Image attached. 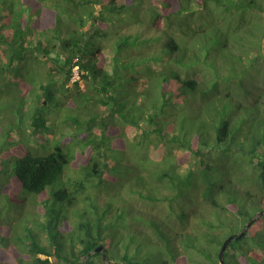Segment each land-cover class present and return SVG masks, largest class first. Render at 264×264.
Here are the masks:
<instances>
[{
	"label": "trees",
	"instance_id": "1",
	"mask_svg": "<svg viewBox=\"0 0 264 264\" xmlns=\"http://www.w3.org/2000/svg\"><path fill=\"white\" fill-rule=\"evenodd\" d=\"M6 1H0V5L2 6ZM60 1L55 6H65V11L70 9L74 13L81 14L82 7L89 9L85 18L82 14L80 15L79 26H74L77 30L69 31L68 29L72 27L68 22H66V28L57 29L58 13L44 8L42 0H23L22 5L28 4L30 9L24 7L27 12L16 11V15L13 16L16 17V21L12 20L13 17L2 18L4 13L10 15L9 9L7 12L4 10V13L0 15V64H2L0 74H3L2 71L5 68L7 69L4 74L14 72L19 76H23V71L32 66L39 65L38 67L45 68L40 72L44 80L36 79L37 93L29 120L21 118L18 124H15L16 119L11 113L6 117L3 129L0 131V203L2 208H5V213L8 212L10 215L6 221H0V264H10L7 261L11 259L12 263L14 258L16 264H81L87 254L98 246L103 247L106 260L103 259L102 253H94L85 264H152L153 261L148 252L153 251H148L141 257H135L134 250L141 251V248L136 246L137 243L132 241L133 236L137 234L142 236V242H149L153 247L155 245L158 247L159 264H219L218 253L223 242L215 235L216 231L221 234V226L233 229L243 220L248 222L253 217L250 215L249 207L264 211V90L251 101H241L242 97L248 99L250 98L248 96H251L245 87L246 83L249 84V80L245 76L241 80L238 79L237 85L233 86V91L226 86V81L233 76V70L226 71L230 62L221 61L223 53H220L223 48H234V56L243 62V56L249 50H247V43L242 42L244 31H246L242 26L258 21L261 29V45L260 52L257 54L264 59V0ZM134 4L139 5L138 21L130 19V22H123L127 13L123 10L124 6ZM33 17H35L33 25H30L29 22ZM225 17L241 24L238 35L233 38L228 33L220 32L215 28H213L215 32L209 29L211 26L222 23ZM70 19L73 20L74 17L71 16ZM61 21L60 18L59 23ZM136 22L149 29H160L162 24L167 26L169 30H165L164 35L167 38L163 45L167 63L158 72L154 71L151 65L139 66L137 72L130 78L137 82L143 76L161 77L162 97L157 96V101L164 113L173 109L177 112L181 111L173 107L175 104H172L171 100L175 103H184L186 106L193 100H199L200 110L204 108V104L206 108H210L212 111L210 116L214 118L212 115L214 114L220 118L215 126L209 121L213 128L216 127V130H213L214 146H222L228 152L236 150L242 153L252 142L250 145L253 148L252 152L258 154L256 160L241 159L238 165L235 164L232 167L237 182L244 183L243 189L225 175V171L215 169L216 155L209 159H207L209 156H205L197 160L189 171L182 174L183 177L193 175L198 178L196 188L199 192L196 197L202 201L198 209L196 207H187L184 210L171 208L172 216L166 215V211L161 215L157 213L151 216L133 209L132 204H125L122 195L124 187L121 186V184L125 186V182L128 183V190L138 198L158 202L168 201V195L162 189L158 198L149 195L148 191L154 186L156 189L158 187V190L160 187L145 175L135 176L134 174L130 179L123 178L119 173L115 174L110 151L115 147L112 145L113 142H120L124 136L122 131L125 128L112 119L105 120V118L118 115L119 108L116 106L107 108L103 115L89 113L85 115V118L74 117L72 120L65 117L62 128H72L75 135L79 131L85 134L81 141H85L88 147L82 151L76 148L71 155H68L64 152L63 145L46 149L48 144L39 141L41 130L48 128L47 116L54 113L56 108L64 109L65 103L60 105V100L68 97L66 93L69 92V87L65 86L72 79L75 66L78 67L79 78L70 84L76 93L73 97L70 91V100H83L86 97V101L100 102L102 106L110 103L114 96L105 91L111 88L116 95L119 90L118 84H122L123 81L116 82L113 79L114 69L111 72L106 70L104 50L112 41L109 30L116 33L123 32L127 25H136ZM87 23L91 24L86 30L84 26ZM33 29H36V32L32 33ZM23 30L30 31L28 36L31 39L29 50L24 54L21 51L16 52L19 48L25 50V41L21 36ZM97 37L103 41L95 45L94 39ZM18 39L20 40L17 45ZM197 72H201L202 80L192 79L191 75ZM14 77L9 81L14 82L17 78ZM14 83L16 85L21 83L23 92L27 89L28 84L22 77ZM81 84L92 89H89L90 92L88 89L80 91ZM260 87L264 88V84L262 86L258 82L256 90L258 91ZM223 89L226 90L222 91ZM167 95L171 100L168 102L166 98L163 102ZM207 95L209 100L204 103L203 98ZM97 96L100 98L97 99ZM73 101H70L69 106L73 104ZM201 101L204 103L203 108ZM169 103L170 106L167 107ZM191 106L192 104L188 107ZM250 106L253 108L250 109ZM80 111L83 114L85 111L92 112L88 106L80 108ZM165 117L159 120L161 123L159 128L151 127L147 123L139 125L140 130H152L156 134L158 142L155 144L153 140L152 143L155 146L154 151H150L151 156L170 157L171 160L172 149L165 145L169 142H174L179 149L187 150L197 156L201 150L196 141L188 140L184 146L177 138H168L164 135L171 130L177 133L180 128L177 123L171 124L172 121L169 118L165 123ZM123 120L127 121V117ZM14 126L17 127V133L14 132ZM8 127L9 130H7ZM208 131L205 137L199 138L200 142L211 139ZM2 138L3 141H1ZM199 161H202V165L205 161L206 166L198 169ZM79 162L83 163L82 170L85 177L82 184L87 191V195L83 198L84 205L80 208L77 207L76 197L84 193V190L75 195L80 188L72 191L63 180L65 169ZM173 165L174 169L169 170L168 173L174 177L170 176L168 186L175 189L181 184L185 185L188 177L180 178L178 165L175 163ZM204 171H208V174L206 175ZM175 172H178L180 177H176ZM200 176L203 178L201 179ZM160 178L162 179V176ZM7 182L16 185L19 191L15 192V188L9 187L8 192H4ZM227 189L232 191L229 193ZM22 191L35 196L43 195L42 208L34 203L29 205L24 196L20 195ZM94 192L97 194L89 195ZM109 192L112 195L108 198L100 197L103 193L109 195ZM179 194L182 195L180 189L174 199ZM221 195L231 197L232 203L231 205L229 203L231 212L218 201ZM189 196V194L185 195V198ZM3 200L4 203H2ZM24 206L26 210L31 208V211L37 209L42 212L43 222L36 221L35 215L30 217L24 210ZM201 207L206 210L212 208L221 211L224 215L222 219L226 218L232 225L229 223L222 225V219L219 220L208 213L210 218L206 217ZM71 208H75L74 213L79 216L73 223L70 222ZM12 210H14L13 214H11ZM63 211L69 213L67 216L69 220H65L66 216L61 219ZM5 213L0 212L1 218ZM33 213L35 214V211ZM127 215L131 218L138 217L143 223L132 224L127 221L123 223L125 217L122 216ZM201 221L204 225L209 224V229L212 233L214 232L208 240L209 245H212V252L205 253L207 259L202 262H191L185 257V260L180 261V256L183 257L184 254L177 250L176 243H181L185 250L183 253L191 254L192 257H194L193 254H201L203 247L193 239L197 238V234L203 233L198 228ZM143 224L148 226L150 233L143 229ZM226 257L227 262L224 264H264V215L247 229L242 238L228 244L223 259Z\"/></svg>",
	"mask_w": 264,
	"mask_h": 264
},
{
	"label": "rangeland",
	"instance_id": "2",
	"mask_svg": "<svg viewBox=\"0 0 264 264\" xmlns=\"http://www.w3.org/2000/svg\"><path fill=\"white\" fill-rule=\"evenodd\" d=\"M2 2V0H0ZM6 1V0H5ZM61 2L60 0H42L43 7L46 9H50L52 11H56L58 13L56 19H57V29L66 28V22L70 23L71 29H68L69 31L77 30L74 26H79V21L81 19L80 15L82 14L83 18L86 17V13L89 12V9H86L82 7L81 14L74 13L70 9L65 11V6H55V4H59ZM6 3V4H5ZM2 6L0 5V15H2L9 9V14L4 13L3 19H11V17L16 15V11L18 13L20 12H27L28 4H23V0H7ZM26 7V8H24ZM200 9V7H199ZM26 10V11H24ZM124 12L126 11V17H124V21L130 22V19H133L138 21L139 17V5H125L123 8ZM74 11V10H73ZM11 13H13L11 15ZM73 16L74 19L71 20L70 17ZM1 18V19H2ZM16 17H13L12 20H15ZM35 17L31 18L29 24L33 25ZM61 18V22L59 23ZM16 21V20H15ZM131 21V22H132ZM125 22V23H127ZM91 23H87L84 28L87 30L89 28ZM219 24V23H218ZM240 23L238 21L229 20V17H225L224 21L220 23L219 25L211 26L209 29L210 31H213V28L219 30L220 32L228 33L231 38H233L235 35H238ZM258 21H252L250 23H246L242 26L246 29L244 39L242 38L243 44L247 43L249 52H247L244 56L243 62H240V59L237 58V56H234V48L231 47L223 48L221 55V61H228L230 62L228 68L226 71H232L233 70V76H230V80L226 81V86H229V88L233 91V86H236L238 79H242L244 76L249 80V84L246 83L248 94L251 96H248L250 98L246 99L245 97H242L241 101L248 102L251 101L254 97L258 96L259 93H263L264 88L260 87V89L257 91V84L258 82L260 85L263 86L264 84V59L257 54V52H260V45H261V29L259 27ZM51 29V28H50ZM92 29V28H91ZM155 29V28H154ZM146 28L144 26L139 25V23L136 22V25H127L125 29H123V32L116 31H110L109 35L112 38V41L108 44V46L105 48L104 53L106 56V70L111 72L113 69L115 71L113 79L116 80V82L123 81L122 84H118L119 90L116 92V95H114L115 91L111 88H107L106 93H109V95H113L114 98H111V101L108 105L102 106L100 102H90L86 101V97L83 98V100H70V91L73 95V97L76 95L75 89H72L71 80L66 84L65 87H69V92L66 93L68 97H63L62 100H60V105L64 102V109H55V112L52 113L50 116H47L49 119L47 127L45 130H41L40 139L39 141H43L46 144V149L49 147H55L56 145H63L62 148L66 154H70L75 151V149H79L80 151L84 150L86 147H88V144L85 143V141H81V138L83 137V133L78 132V134H74L75 131L72 128L64 129L61 127L63 124V120L66 118L73 119L74 117L77 118H85V115L87 116L89 113L92 115H103L105 110L110 108V106H116L119 108L118 115H114L111 117H106L105 120L112 119L114 122L118 123L120 126H123L125 129L122 131L124 132V136L119 141H114L112 145H114V149L110 151L112 163L115 167V174H120L123 178H132V176L135 174H141L145 175L148 179L155 182L159 185L160 189L158 190V187L154 186L152 190H149L148 193L152 197L158 198V196L162 193V190L168 195V201L161 200V201H153V200H145L142 198H138L137 195L131 193L128 190V183L125 182L124 184H121L123 188V198L125 204H132L133 209L139 211V212H145L147 214H159L161 215L164 211H166V215L172 216V209L178 210L184 208H191V207H200L199 205L202 203L200 199H197L196 195L199 192L198 188H196V184H198V178L193 177V175H186L182 176L183 173L189 171L191 166H194L197 163V160H199L202 157L209 156L214 158L216 155L217 161L215 165V169L218 168L219 170L225 171V175H227L229 178H231L235 183H237L239 186H241V189L244 187V183L241 184L240 182H237L236 177L234 176L232 167L235 164H239L242 160L249 161L251 158L256 160V157L258 156L257 153L252 152V149L250 145H248L249 148L246 150L239 152H228L225 151L222 146L216 145L214 146L215 141V135L213 130H216V127L213 128L209 123L211 122L214 126L219 123L220 118L218 116H214L212 118L210 116V108H206L205 102L208 99V95L203 98V101H201V107L204 108L200 110L198 107L199 100L192 101L191 107H188L189 105H184V103H175L172 101L167 95L165 96V99L163 102L168 98V102L170 101L172 104H175L173 107L176 109H181V111L177 112L173 109V111H165L163 108L159 105V102L157 101V96L162 97L161 93V87H162V81L161 77H154V78H148L151 76H143L142 78L138 79L137 82H134L130 76H133L137 72V68L139 66H150L151 68L158 72L165 66L167 63V55L163 50V45L166 42L167 36L164 35L165 30L168 29L167 26H164V24L161 25L160 29L154 30ZM158 30V31H157ZM169 30V29H168ZM107 31V30H106ZM36 32V29L32 30V33ZM54 32V31H53ZM29 33L30 31L23 30L21 32V36L24 38V47L25 50L17 49L16 52L21 51L23 54L29 50L28 46L30 45L31 39H29ZM26 36V37H25ZM17 40V45L19 44ZM86 40V39H85ZM95 45L101 44L102 39L95 38ZM220 42V41H219ZM93 45L94 43L91 42ZM221 43V42H220ZM120 45V46H119ZM119 48V49H117ZM1 51V49H0ZM1 56V54H0ZM169 59V58H168ZM2 64H0L1 66ZM39 66V65H38ZM38 66H32L30 69H25L23 71V76H19L18 74H15L14 72H10L9 74H4L6 72V69L2 71L3 74H0V131L3 129V122L5 121L6 117L11 115H14L16 119V123L18 124V120L20 121L21 118L25 120H29L30 113L32 112L33 108V102L34 97L37 91L38 84L36 83V79L44 80V77L40 73L41 71H44L45 68L38 67ZM38 67V68H37ZM148 71V70H146ZM228 73V72H227ZM9 75V76H8ZM8 76V77H7ZM17 78H15V77ZM192 79L195 80H202L201 72L193 73ZM12 77L16 80H19L21 77L24 79L25 83H27V89L23 92L22 89V82L17 84L9 81ZM75 77H73L72 81L75 80ZM33 80V82H32ZM259 80V81H258ZM263 83V84H261ZM37 86V87H36ZM91 88V87H90ZM89 88V89H90ZM80 91L88 89L84 84L80 85ZM88 91L90 92V90ZM92 89V88H91ZM227 89V90H230ZM226 90V89H225ZM224 89L222 91H225ZM235 90V89H234ZM12 93H11V92ZM92 94V93H91ZM22 97V99H20ZM60 97V95H59ZM252 97V98H251ZM97 99L100 97L97 96ZM70 101H73V104L69 106ZM92 103V104H90ZM90 104V106L88 105ZM88 106V108H91L92 112L85 111V114L80 111V108ZM170 106V103L167 107ZM264 107V106H263ZM253 108V106H250V109ZM212 112V111H211ZM83 114V117H82ZM262 114V113H261ZM260 114V115H261ZM78 115V116H74ZM167 116V117H165ZM127 117V121H124L123 118ZM165 117L164 122L169 119H171V124L177 123L180 126L178 132L176 133L174 130H171L169 133H164L168 138H177L179 142H181L184 146L188 142V140L196 141L198 145L199 150L201 152L196 156L187 150L179 149L178 146L174 142L165 143V145H168V148L172 149V156L171 160L170 157L167 158H157L155 155L151 156L152 153L151 150L154 151V143L156 144L158 142L156 134L150 130V131H144L140 130L139 125L142 123H147L151 127L154 126L159 128L160 122L159 120ZM153 119V121H152ZM98 120V119H97ZM210 121V122H209ZM264 122V119H263ZM186 124V125H185ZM143 125V124H142ZM182 125H185L182 127ZM177 126V127H178ZM76 128V127H75ZM14 132L17 133V127H13ZM9 130V127L8 129ZM187 130V131H186ZM209 133V137L211 139H205L201 142L199 141L200 137H205L206 133ZM77 132V131H76ZM107 132V131H106ZM211 132V133H210ZM189 133V134H188ZM162 134V133H161ZM256 134V132H255ZM190 136V137H189ZM159 137V136H158ZM213 137V138H212ZM197 138V139H196ZM80 139V140H79ZM154 140V143H152ZM3 141V138L2 140ZM67 146H65V144ZM109 143H111L109 141ZM111 145V144H110ZM215 150H212V149ZM238 149V148H237ZM79 151V152H80ZM207 154H205V153ZM77 153V152H76ZM211 155H209V154ZM244 153V154H243ZM204 154V156H203ZM80 155V154H79ZM82 155V153H81ZM199 156V157H198ZM80 158V157H79ZM172 161V162H171ZM173 163L178 165V172L181 173V177L179 176L178 172H175L176 177H180L182 179H185L188 177L187 182H185V185L181 184L179 188L169 187V179L170 175L168 173L169 170L174 169ZM213 163V162H212ZM83 163H74L71 167H67L65 169V172L63 174V180L66 183V186L72 191L76 188H80L75 195L83 192L84 185L82 184V181H84V170H82ZM205 161L202 165V161L198 162V169L205 167ZM229 170L231 172H229ZM114 172V171H113ZM138 172V173H137ZM206 175L208 174V171H204ZM162 176V179L160 178ZM202 179L203 177L200 176ZM4 181V180H3ZM200 183V181H199ZM6 187L4 189V192H8L9 187L15 188V192L19 191V188L14 185L13 183L7 182L5 183ZM82 184V185H81ZM200 185V184H199ZM198 185V186H199ZM81 186V187H80ZM197 186V187H198ZM166 187V188H161ZM162 189V190H161ZM172 189V190H171ZM182 192V195L179 194L176 196V199H174V196L179 191ZM229 190V193L232 191V189ZM184 193V195H183ZM97 194L89 193V195ZM190 195L188 198H185V195ZM20 195L24 196L28 202L34 203L38 207L42 208L43 201V195H33L29 193H25L22 191ZM87 195L86 189L84 190V193L77 196V207H82L84 205L83 198ZM105 195V196H103ZM103 195H100V197L108 198L110 195H112L111 192H109V195L106 193H103ZM166 197V196H165ZM215 198V197H214ZM231 197L222 195L218 197V201L223 204V206L226 207L227 211L231 212L230 205L232 199ZM155 202V203H153ZM4 203V200L3 202ZM230 203V205H229ZM1 204V203H0ZM9 208V205H8ZM18 208V207H17ZM38 208V209H40ZM250 208V215L255 216L259 210H257L255 207H249ZM2 204L0 206V212L1 214L5 213V208L3 210ZM198 209V208H197ZM203 214L206 217H209V215L217 217L219 220L224 217L222 215L221 211L215 210V209H208L206 210L204 207H201ZM24 210L29 214L30 217L32 215H35L38 222H43V215L42 212L38 211L37 209L34 211H31V208L26 210L24 206ZM68 211V210H67ZM70 211V210H69ZM75 208H71V223L77 220L79 218L76 213ZM14 213V210H12L11 214ZM207 213L209 215H207ZM0 214V221H6L8 217H10L9 213L6 212L3 217L1 218ZM69 213L62 212L61 219L65 218L67 221ZM125 217V221L123 220V223L130 222L132 224H138L143 223L138 217L131 218L130 215L122 216ZM39 218V220H38ZM27 219V218H25ZM208 219V218H207ZM229 219V218H228ZM35 220V219H33ZM69 220V219H68ZM127 221V222H126ZM246 220H243L239 225L235 226L233 229H230L226 226H221L222 233L218 234L216 231L215 235L219 237L220 241L224 242L229 236L236 235L237 233L241 232L243 227L246 225ZM230 224V221L226 218L222 219V225L224 224ZM232 225V224H230ZM143 229L150 233V229L146 224L142 225ZM198 228L203 231L202 234H197V238H193L195 241L198 242V245L201 247V254H193L194 257L190 256L191 254L183 253L185 250L181 243H176L177 250H179L183 255L180 256L179 260L183 261L186 259H189L191 262H202L204 259H207L205 256V253L212 252L213 248L212 245H209L208 240H210L212 234V231L209 229L210 225H204L201 221L199 223ZM206 231V232H205ZM152 234V232H151ZM134 238L132 241L136 242L137 245L141 248V251L134 250V253L136 254L135 257H141L145 255L148 251L149 255L151 256V259L153 261L152 264H159L158 259V247L155 245H151L149 242H142V236L140 234L134 235ZM181 254V255H182ZM109 256V254H108ZM24 258H27L25 255H23ZM185 257V258H184ZM15 260V258H14ZM14 260L11 263V259L7 262L10 264H16ZM224 263L227 262V257L223 259Z\"/></svg>",
	"mask_w": 264,
	"mask_h": 264
},
{
	"label": "water",
	"instance_id": "3",
	"mask_svg": "<svg viewBox=\"0 0 264 264\" xmlns=\"http://www.w3.org/2000/svg\"><path fill=\"white\" fill-rule=\"evenodd\" d=\"M262 215H264V211H260L258 212L255 216H253L247 223L246 225L243 227V229L241 230V232L237 235H231L229 236L223 243H222V246L219 250V253H218V260H219V264H224V260H223V256H224V253H225V250L228 246V244L231 242V241H235L237 239H240L242 238L245 234H246V231L247 229L259 218L261 217ZM94 253H102V257L104 260H106V255H105V252L103 251V247L102 246H98L97 248H95L93 251L89 252L87 254V256L83 259L82 263L81 264H85L86 260ZM109 264H112V263H109Z\"/></svg>",
	"mask_w": 264,
	"mask_h": 264
},
{
	"label": "built area",
	"instance_id": "4",
	"mask_svg": "<svg viewBox=\"0 0 264 264\" xmlns=\"http://www.w3.org/2000/svg\"><path fill=\"white\" fill-rule=\"evenodd\" d=\"M78 67H75V69L73 70V77L78 78V71H77Z\"/></svg>",
	"mask_w": 264,
	"mask_h": 264
},
{
	"label": "clouds",
	"instance_id": "5",
	"mask_svg": "<svg viewBox=\"0 0 264 264\" xmlns=\"http://www.w3.org/2000/svg\"><path fill=\"white\" fill-rule=\"evenodd\" d=\"M75 67H77V66H75ZM75 67H74V69H75ZM74 69H73V70H74ZM77 71H78V70H77ZM78 78H79V77H78ZM78 78H76V79H78ZM72 79H73V77H72ZM72 79H71V82H73V81H74V80L72 81ZM74 79H75V78H74ZM76 79H75V80H76Z\"/></svg>",
	"mask_w": 264,
	"mask_h": 264
}]
</instances>
